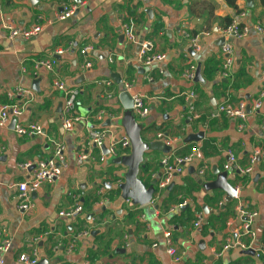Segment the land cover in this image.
<instances>
[{"label":"crops","instance_id":"0c3cea01","mask_svg":"<svg viewBox=\"0 0 264 264\" xmlns=\"http://www.w3.org/2000/svg\"><path fill=\"white\" fill-rule=\"evenodd\" d=\"M234 4L227 0H0V105L16 103L23 110L14 125L11 118L0 128V242L5 232L12 240L5 264H24L19 261L22 254H36L38 264H264L256 254L264 246V107L253 110L264 87V37L256 31L258 24L264 25V5L261 0L251 4L234 0ZM65 5L77 10L61 21ZM231 19L250 32L243 39H226L235 64L233 75L225 77L216 71L225 62L222 31ZM4 24L18 29L40 24L44 30L29 39H9ZM124 25L132 26L138 45L127 37L122 42ZM198 34L202 51L194 55L190 43ZM70 43L73 48L58 58L53 73L34 69V61L51 58L57 49L68 50ZM142 43L149 44L150 54L166 56L154 70L140 63ZM88 46L94 51L82 56L81 50ZM86 61L92 68L84 71ZM190 64L201 66L202 81L185 77ZM115 74L122 84H116ZM57 80L80 90L77 107L84 113H78L87 118L69 133L58 114L62 94L54 88ZM126 84H130L127 90ZM17 89L23 94L10 99L8 93ZM124 91L148 100L149 116L141 120L134 115L143 126V141L158 142V134H163L171 145L161 141L173 151L150 150L144 155L139 179L147 189L155 184L152 202L130 207L127 201L118 210V186L128 170L112 160L130 155L131 149H120L117 156L101 161L103 152L89 146L88 132L107 131V146L129 139L122 125L126 109L119 100ZM192 92L197 99L189 98ZM227 100L248 106L245 122L219 112ZM191 107L195 112L190 120ZM100 112L105 116L97 120ZM17 124H41L44 131L40 136H21L15 131ZM53 141L65 144L66 167L56 182L32 193L33 210L22 214L16 185L29 180L35 168L23 170L20 165L50 158ZM82 153L90 158L78 164ZM193 153L183 173L160 191L163 159ZM230 153L236 163L226 170ZM248 168L251 173L244 175L241 171ZM225 171L229 184L239 191V202L209 185ZM77 204L83 207L82 214L73 219L59 216ZM239 204L257 213L251 225L253 238L240 232ZM199 217L202 222L196 226ZM166 231L172 234L179 260L167 253ZM242 244L250 249L243 250ZM225 247L229 248L223 251Z\"/></svg>","mask_w":264,"mask_h":264},{"label":"built area","instance_id":"2783aa9c","mask_svg":"<svg viewBox=\"0 0 264 264\" xmlns=\"http://www.w3.org/2000/svg\"><path fill=\"white\" fill-rule=\"evenodd\" d=\"M180 1V0H179ZM77 10V6L65 5L63 7V12L59 16L61 21H65L71 18L75 11ZM3 33L8 34L9 39L14 38H31L39 35L44 27L40 24L34 26L31 29H18L13 28L7 24H4L2 27ZM256 31L264 37V25L258 24L256 26ZM124 36L127 37L128 41L132 44H139L138 38L135 35L134 29L130 25L123 26ZM249 28L241 26L239 21H233L232 24L223 29L222 33L225 38V44L222 46V53L225 57L224 62V70L223 75L225 77H230L233 75L235 58L233 48L230 43L227 42L228 38H236L243 39L249 35ZM201 34L196 35L191 39L190 50L192 54L197 55L202 51L201 44ZM206 36H209L206 34ZM73 48V44L70 43L69 49H57L53 56L47 60H38L34 61V69L39 70L43 69L49 73H53L58 64V58L63 56L66 52L70 51ZM94 51L92 46H88L81 50L82 56L89 57L90 54ZM149 44H141V49L139 51V60L140 63L150 70L155 69V64L163 62L166 60V56L163 54H150ZM110 62H114V57H110ZM92 68V64L90 61H86L82 69L84 71L90 70ZM197 66L195 64H190L187 71L185 72V77L188 80L194 81L196 79ZM262 81L264 82V71L261 74ZM54 88L62 94V112L60 114V122L63 130L67 133L74 130L76 124L80 123L84 119L77 112V100L80 95V90L74 87H68L65 82L61 80L54 81ZM108 87L110 84H106ZM126 90L130 88V84L125 85ZM126 92V91H125ZM23 94L22 89H17L15 91L9 92L8 97L13 99L16 96H21ZM191 100H195L198 98L197 94L192 92L189 95ZM147 98L145 96L136 95L133 96V114L139 119H145L150 114L149 105L147 102ZM264 107V87L261 89L260 97L255 102L253 110L255 112H259ZM247 108L245 103H241L237 106L230 103L228 100L222 103L219 106V112L228 116L229 118L238 119L242 122L247 120ZM190 113L188 115V119H194L193 113L195 112V107H191ZM23 115V110L16 103H8L0 105V128H4L8 125L11 118L19 119ZM105 116V112H100L97 116V120H102ZM15 131L18 135L21 136H40L43 134V127L41 124H32L27 127H23L22 125H16ZM89 138V146L93 149L94 146L102 150V148H106L108 154H102L101 161H105L108 156H117V153L120 149L128 150L131 146V142L127 137L122 138L119 141H113L110 146L106 145V141L109 138L108 132L104 130H89L88 132ZM158 139L163 140L166 144L171 145L167 136L163 134H158ZM53 155L50 158L43 159L39 161L37 164H33L31 162H27L25 164L20 165V168L23 170H30L35 165V173L29 178V180L20 182L16 185L18 191V198L20 200L19 211L22 214H30L33 210L32 204V193L37 192L45 185H52L56 182L61 175L63 174V170L66 167V155L65 149L66 146L63 142L53 141ZM194 153L197 154L198 157H201L198 150H194ZM190 154L183 157H168L164 158L162 161V165L164 168V177L159 183V190L164 191L168 186L171 185L174 178L178 175H181L184 171V166L192 162L195 157V154ZM264 158V154H262ZM90 158L89 153H82L78 156L77 162L78 164H83L85 161H88ZM256 156L252 159V163H255ZM230 163L225 166V169L228 170L231 167V164L236 163V158L234 155L230 153ZM241 171V170H240ZM252 169H244L241 172L246 175L251 173ZM201 176L204 175V172L201 171ZM238 190L236 189V194L234 199L239 202ZM187 204H181L179 207H185ZM174 210V209H173ZM171 210V211H173ZM237 212L239 218L242 219V227L241 234L251 235L249 237L253 238L254 234L251 231L252 220L255 216H257L256 212L248 211L242 205L237 206ZM83 213V207L80 204H77L71 207L68 210H63L59 213V216L65 218H75L78 215ZM201 217V216H200ZM199 217V219H200ZM202 220H198L196 226L201 224ZM164 237L167 244V253L172 257L174 261L179 260V254L177 249L173 245L172 234L169 231L164 233ZM12 246V240L8 237L7 232H5L4 239L0 242V264H5V255L10 251ZM157 246V245H155ZM229 247H225L223 251L227 250ZM243 250H249L250 247L244 244L241 245ZM256 254L259 258H264V246L256 251ZM20 262L24 264H38V259L36 254H22L19 259Z\"/></svg>","mask_w":264,"mask_h":264},{"label":"water","instance_id":"95a60500","mask_svg":"<svg viewBox=\"0 0 264 264\" xmlns=\"http://www.w3.org/2000/svg\"><path fill=\"white\" fill-rule=\"evenodd\" d=\"M248 2H252V0H247ZM122 42L125 40V36L120 38ZM225 44V40H223ZM223 44V45H224ZM141 49V46L138 47ZM116 80V84H122V80L118 78V74L114 76ZM196 81L203 80L202 77V69L201 66H198L196 72ZM39 81L36 82L38 84ZM119 100L123 103L124 108L126 109L125 117L122 121V125L126 128V133L131 141V153L130 155H125L123 157H118L112 160V164L115 166H123L127 168V174L124 178V183L118 186V189L121 191V196L115 202V208L121 210L122 206L127 202L130 201V207H137V206H147L149 205L153 197L156 193L154 185L149 189L145 188L144 184L139 179V171L141 168L145 167V157L144 155L152 151L163 152L164 154H170L173 151L172 146H166L163 141L153 142L151 144H146L142 139V130L143 126L139 124L134 116L132 109H133V95L128 92H123L119 96ZM250 109V107H249ZM62 112V104L58 108V114ZM17 122L16 119L13 120V125ZM193 139L189 137V140ZM94 146L93 149H95ZM103 154H108L106 148H102ZM33 168H35L33 166ZM217 173V172H216ZM217 180L209 184L210 186L214 185L217 188L223 189L227 192L228 196L231 200L234 199L236 194L235 186H232L228 182V172H223L219 174L217 173ZM204 176H202L203 178ZM250 252H246L248 254ZM39 264H50L49 261H42Z\"/></svg>","mask_w":264,"mask_h":264},{"label":"trees","instance_id":"16d2710c","mask_svg":"<svg viewBox=\"0 0 264 264\" xmlns=\"http://www.w3.org/2000/svg\"><path fill=\"white\" fill-rule=\"evenodd\" d=\"M227 2H228V4H230L232 7H235L234 0H227ZM261 2H262V4L264 5V0H261ZM231 23H232V19H231V20H228V23H227V25L225 26V28L228 27V26H230ZM216 72H217V73L221 72L222 75H223V72H225L224 67H219V68L217 69ZM205 77H207V78L210 77V72H209V71H206V72H205Z\"/></svg>","mask_w":264,"mask_h":264},{"label":"rangeland","instance_id":"374dc122","mask_svg":"<svg viewBox=\"0 0 264 264\" xmlns=\"http://www.w3.org/2000/svg\"><path fill=\"white\" fill-rule=\"evenodd\" d=\"M76 112H77V113H78V112H81V114L83 115L84 110H83L82 107L78 106L77 109H76ZM78 114H80V113H78ZM81 114H80V115H81Z\"/></svg>","mask_w":264,"mask_h":264},{"label":"bare ground","instance_id":"6f19581e","mask_svg":"<svg viewBox=\"0 0 264 264\" xmlns=\"http://www.w3.org/2000/svg\"><path fill=\"white\" fill-rule=\"evenodd\" d=\"M24 39H29V38H24ZM160 141H161V140H160ZM129 149H131V146H130V148H129ZM129 149H128V150H129ZM54 150H55V149H54ZM34 173H35V171H34Z\"/></svg>","mask_w":264,"mask_h":264}]
</instances>
